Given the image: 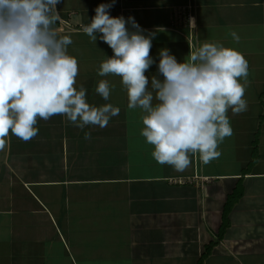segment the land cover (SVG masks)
Listing matches in <instances>:
<instances>
[{"label": "crops", "instance_id": "1", "mask_svg": "<svg viewBox=\"0 0 264 264\" xmlns=\"http://www.w3.org/2000/svg\"><path fill=\"white\" fill-rule=\"evenodd\" d=\"M111 2L61 0L54 28L71 37L75 86L87 102L120 113L83 129L56 115L38 119L28 141L5 138L0 264H264V0H115L110 9L156 33L149 55L157 63L161 48L182 62L204 41L248 61L247 111H228L232 134L219 157L205 164L190 155L183 172L153 159L141 110L128 109L120 78L97 75L112 50L83 27ZM156 74L154 63L145 75ZM101 79L113 86L108 101L95 91Z\"/></svg>", "mask_w": 264, "mask_h": 264}, {"label": "clouds", "instance_id": "2", "mask_svg": "<svg viewBox=\"0 0 264 264\" xmlns=\"http://www.w3.org/2000/svg\"><path fill=\"white\" fill-rule=\"evenodd\" d=\"M60 2L0 0V148L9 133L24 141L36 136L38 119L60 115L81 129L103 128L120 113L111 103L90 105L84 86H75L78 61L68 52L71 37L54 28ZM114 3L96 6L83 32L112 50L97 75L120 78L128 109L141 110L140 135L153 146V159L183 172L190 155L198 154L205 164L219 157L218 144L232 134L228 111H247L248 61L234 48L204 41L182 62L161 48L157 63L149 55L156 33L132 16H111ZM230 35L239 41L235 31ZM154 63L157 74L146 76ZM112 87L101 79L95 91L108 101Z\"/></svg>", "mask_w": 264, "mask_h": 264}, {"label": "built area", "instance_id": "3", "mask_svg": "<svg viewBox=\"0 0 264 264\" xmlns=\"http://www.w3.org/2000/svg\"><path fill=\"white\" fill-rule=\"evenodd\" d=\"M177 182H178V183H184L185 180H184V179H177Z\"/></svg>", "mask_w": 264, "mask_h": 264}]
</instances>
